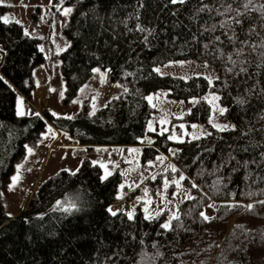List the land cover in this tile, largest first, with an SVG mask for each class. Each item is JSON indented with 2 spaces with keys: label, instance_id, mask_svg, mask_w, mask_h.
<instances>
[{
  "label": "trees",
  "instance_id": "trees-1",
  "mask_svg": "<svg viewBox=\"0 0 264 264\" xmlns=\"http://www.w3.org/2000/svg\"><path fill=\"white\" fill-rule=\"evenodd\" d=\"M54 1L73 8L63 28L68 45L59 55L64 100L78 93L96 66L124 91L93 115L83 109L55 116L46 108L18 115L15 89L35 94L32 70L43 54L38 38L17 22L0 20V71L12 85L0 77V264H264V0ZM190 58L213 69L211 83L154 71ZM159 88L176 99L213 91L224 110L217 119L233 123L212 126L204 99L184 112L187 123H203L208 132L175 144L171 160L192 195L179 202L167 228L165 211L147 218L137 210L131 219L120 208L111 211L121 177L102 178L100 167L88 161L37 182L23 210L6 213L2 193L13 163L26 145L41 140L47 123L87 148L137 144L154 111L146 94ZM170 144L156 135L140 147V161ZM204 208L211 213L207 220Z\"/></svg>",
  "mask_w": 264,
  "mask_h": 264
},
{
  "label": "rangeland",
  "instance_id": "rangeland-1",
  "mask_svg": "<svg viewBox=\"0 0 264 264\" xmlns=\"http://www.w3.org/2000/svg\"><path fill=\"white\" fill-rule=\"evenodd\" d=\"M0 5L5 6L0 20L17 22L24 32L39 39L43 61L33 68L32 73L34 83L41 87L43 97L47 99L44 108L52 114L72 117L85 109L87 115H93L98 108L124 91L119 82L107 81L104 71L96 66L78 93L71 100L65 101L59 55L68 45L63 28L72 12V6L62 5L54 0H0ZM66 9L71 11L65 14ZM0 54L1 63L2 53ZM154 71L159 75L170 74L183 79L203 76L209 83L215 77V72L206 62L192 58L167 61L155 66ZM146 99L154 111L147 121L146 133L137 144H102L87 148L75 143L65 132L57 134L47 123L41 133V140L35 146L26 145L24 156L13 163L8 188L2 193L6 213L13 216L22 211L37 182L59 169L74 172L83 161H88L100 167L102 178L113 173H118L121 177L116 192L117 202L110 207L111 211L120 208L127 215L131 213L133 216L135 211L140 210L147 218L165 211L163 225L169 226L171 219L178 214L179 202L192 195L184 184V178L181 179L185 177L184 172L171 160L175 144L199 138L208 132L203 123H187L182 118L184 112L199 99H204L210 105L208 122L212 126L227 129L233 123L217 119V114L223 108L218 94L213 91L208 90L200 96L187 99H176L168 95L166 88H159L147 93ZM20 107L27 108L23 112L25 114H40L43 109L37 108L36 112L16 100V113L20 111ZM162 134L171 142L168 150L160 152L154 159L141 162L140 147L151 144L156 135ZM28 149H31V153ZM13 176L19 178L10 188ZM202 213L207 217L211 215L208 208H204Z\"/></svg>",
  "mask_w": 264,
  "mask_h": 264
},
{
  "label": "crops",
  "instance_id": "crops-1",
  "mask_svg": "<svg viewBox=\"0 0 264 264\" xmlns=\"http://www.w3.org/2000/svg\"><path fill=\"white\" fill-rule=\"evenodd\" d=\"M15 91L17 92V99L16 100H19L22 106H25V104H26V107L29 106L32 110H34V108L32 106L36 107V109L37 108L41 109V108H44L47 104V99H45L43 97V91H42L40 86H37L35 94L29 95V96L22 95L17 89H15ZM31 101H35L36 103L33 104V102H31ZM26 109L20 107L21 112H24V110H26ZM23 114H25V113H23ZM57 134H58V131H57Z\"/></svg>",
  "mask_w": 264,
  "mask_h": 264
},
{
  "label": "snow or ice",
  "instance_id": "snow-or-ice-1",
  "mask_svg": "<svg viewBox=\"0 0 264 264\" xmlns=\"http://www.w3.org/2000/svg\"><path fill=\"white\" fill-rule=\"evenodd\" d=\"M172 2L173 3H177V2H179V3H184V0H172ZM249 3H251V0H249ZM245 8H247L248 7V4H245V6H244ZM262 7H264V6H262ZM201 10H203V9H201ZM71 11V9H66L65 10V14H67L68 12H70ZM225 11H231V8L229 7L228 9H225ZM238 15H240V13H238ZM6 22V21H5ZM235 23H237V24H239V23H241V21L239 20V19H236L235 20ZM222 27H223V24L221 25ZM217 39H219V38H217ZM262 55H264V54H262ZM233 63H235V61H233ZM241 71H244V69H241ZM242 102V101H241ZM221 111H224V110H221ZM17 114L18 115H23V112H21V111H19L18 110V112H17ZM28 151H29V153H31V149H28ZM18 168H19V166H18ZM75 173H73V175H74ZM18 176H13L12 177V181H13V185H10V188L12 187V186H14V184H15V182L18 180ZM184 177H181V179H183ZM194 187H195V185H193ZM261 203H264V201H261ZM60 204V202L59 201H57V205H59ZM75 207V205L74 204H72V205H70V207L68 208V209H65V211H70L72 208H74ZM248 207H251V205H249ZM113 215H116V213L115 212H113L112 213ZM129 215V219H131L132 218V214L131 213H129L128 214ZM201 216H204V213H201ZM204 218L207 220V219H209L207 216H204ZM163 227H165V228H167L168 227V225L167 224H165V225H163Z\"/></svg>",
  "mask_w": 264,
  "mask_h": 264
},
{
  "label": "water",
  "instance_id": "water-1",
  "mask_svg": "<svg viewBox=\"0 0 264 264\" xmlns=\"http://www.w3.org/2000/svg\"><path fill=\"white\" fill-rule=\"evenodd\" d=\"M0 77L5 81V82H7L10 86H12L11 85V83H10V81L1 73V71H0ZM14 88V87H13Z\"/></svg>",
  "mask_w": 264,
  "mask_h": 264
},
{
  "label": "built area",
  "instance_id": "built-area-1",
  "mask_svg": "<svg viewBox=\"0 0 264 264\" xmlns=\"http://www.w3.org/2000/svg\"><path fill=\"white\" fill-rule=\"evenodd\" d=\"M35 109V108H34ZM37 112H38V110L37 109H35Z\"/></svg>",
  "mask_w": 264,
  "mask_h": 264
}]
</instances>
